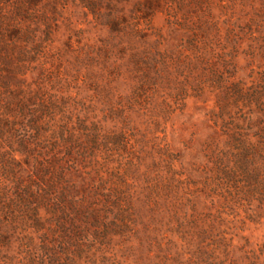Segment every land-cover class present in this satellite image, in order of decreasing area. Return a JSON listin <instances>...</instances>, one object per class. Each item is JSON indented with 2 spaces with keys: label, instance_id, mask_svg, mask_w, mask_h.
Wrapping results in <instances>:
<instances>
[{
  "label": "rangeland",
  "instance_id": "1",
  "mask_svg": "<svg viewBox=\"0 0 264 264\" xmlns=\"http://www.w3.org/2000/svg\"><path fill=\"white\" fill-rule=\"evenodd\" d=\"M136 2L124 5L125 14L163 55L157 63L138 67L129 47L100 56L105 43L119 40L73 4L53 29L52 96L74 120L79 114L104 132L123 133L103 176L127 208L107 215L105 222L118 221L106 240L91 233L81 257L60 264H264V177L246 164L234 169L223 131L240 116H264L227 95L231 83L264 95V0H172L181 27L165 10L133 21ZM190 28L204 44L199 54L190 48ZM136 41L139 50L149 47ZM80 171L82 178L69 175L79 187L100 183L99 173Z\"/></svg>",
  "mask_w": 264,
  "mask_h": 264
},
{
  "label": "trees",
  "instance_id": "2",
  "mask_svg": "<svg viewBox=\"0 0 264 264\" xmlns=\"http://www.w3.org/2000/svg\"><path fill=\"white\" fill-rule=\"evenodd\" d=\"M130 1L0 0V264L75 263L71 256L81 257L91 233L102 243L109 228H116L118 219L105 222L107 215L127 209L124 194L103 176L115 147L124 143L123 133L104 132L98 123H88L79 114L74 120L67 115L63 99L52 96V33L60 13L73 4L108 27L113 41L119 40L117 45L105 43L100 56L109 55L113 47L122 53L129 47L132 58L143 62L136 61L138 67L155 62L163 55L146 42L140 23L128 20L124 5ZM174 9L172 0H137L133 21H150L164 10L177 20ZM176 24L182 26L179 20ZM189 31L196 32L190 48L199 54L204 44L196 40V29ZM139 37L149 47L136 48ZM125 42L129 46H123ZM84 57L91 56H77ZM197 59L203 62L205 57L200 54ZM146 73L144 79L151 81ZM207 83L200 81L198 91ZM227 90L236 104H256L264 113L263 94L249 92L241 83H231ZM221 109L224 113L225 107ZM234 122L223 126L234 169L246 164L264 177V116L256 120L240 116ZM220 153L218 159L224 158L225 153ZM81 169L90 178L94 171L99 173L100 183L89 189L88 182L86 188L79 187L69 175L82 178ZM76 241L80 245L73 246ZM72 247L78 254L72 253Z\"/></svg>",
  "mask_w": 264,
  "mask_h": 264
}]
</instances>
